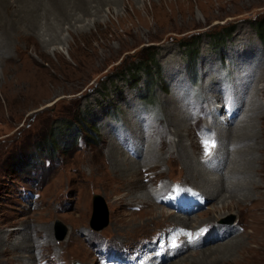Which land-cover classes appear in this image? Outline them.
<instances>
[{"label": "rangeland", "instance_id": "1", "mask_svg": "<svg viewBox=\"0 0 264 264\" xmlns=\"http://www.w3.org/2000/svg\"><path fill=\"white\" fill-rule=\"evenodd\" d=\"M114 6L98 15L74 16L71 23L55 26V33L42 30L26 40L11 39L7 67L0 65V264H99L104 249L121 253L125 264H132L138 251L137 264L140 249L155 253L149 242L177 225L169 212L183 216L178 209H185L180 196L179 204H166L176 191L189 195L195 184L178 145L196 163L209 156L203 140L209 142L210 135L221 148L222 136L205 123L211 111L226 140H234L239 117L240 125L254 120L253 132L260 137L242 140L235 149L250 151L258 143L261 153L245 157L264 158V118L256 119L264 117V46L255 33L262 27L254 30L264 20V0H118ZM229 27L233 32L225 38ZM153 55L148 69L144 62ZM228 98L227 117L221 100ZM224 128L234 130L224 135ZM179 136L184 141L178 144ZM133 139L146 141L141 154L154 145L162 163L147 156L136 161L134 185L128 187L114 175L112 156H126L114 140L126 149ZM254 174L260 183V174ZM147 190L164 200L156 206L163 217L154 218L155 207L133 203H145ZM95 196L107 213L100 230L91 224L103 219L100 205L94 216ZM134 196L136 201H128ZM194 199L207 204L199 210L194 203V221L184 222L186 230L223 216L216 223L220 227L241 223L234 230L242 234L231 241L244 247L227 256H222L226 242L217 247L221 254L216 246L188 249L162 264H198L200 258L205 264H264L261 204H240L219 215L213 212L221 207L215 200Z\"/></svg>", "mask_w": 264, "mask_h": 264}, {"label": "bare ground", "instance_id": "2", "mask_svg": "<svg viewBox=\"0 0 264 264\" xmlns=\"http://www.w3.org/2000/svg\"><path fill=\"white\" fill-rule=\"evenodd\" d=\"M117 2L118 0H0V65L1 66L4 65L5 68L7 67L6 66L7 59H5L4 57L9 53V50H11V48L14 45V44L12 45V42H11L12 38L21 36L22 40L23 38H25L26 40V39H29L28 35L30 33L37 34V33H41L42 30H47V31H51L55 33L56 32L55 26H59L65 22L71 23L74 20V16L77 17V15L79 14L82 16H86V17L91 16L93 14L98 15L99 13H101L103 7L110 8L111 6L117 5ZM15 48L20 53V54L18 53L19 56L27 57L26 53H23V51L22 52L20 51L21 49L20 46H15ZM21 57H18L19 60ZM20 65L21 64L18 63V66ZM173 110L176 111V107ZM211 113L213 115H209L205 121V123L206 122L208 123L207 129L208 131L212 129V127L216 129L215 134H217V137H219L220 139V135L222 136V139H220L222 141L219 144H222V145L225 144L224 148L222 147V145H221V148H219V146L217 145L215 150H212V149L209 150V156L207 155L205 160H201V161L197 160V163H196L189 157L190 154H188L185 147L178 145L181 151L180 152L181 162L187 167L186 175L189 178V181H192V182L195 181V184L196 183L198 184V185L193 184L194 188L190 186L189 189L193 191L189 190L191 194H189L190 192L188 191L189 196L191 195L192 199L200 196L203 199L205 198L209 200L207 202H210L212 204L214 200L217 198L215 196L218 195L219 198H217V201L216 200L215 201H216V204L220 205L221 207L217 210L213 208V212H218L219 215L222 214V211L232 209L235 207L237 208L240 204L250 203V202L254 204L256 203L261 204L263 208L260 211L264 213V192L263 191H262L263 193L261 192V190H264V158L255 159V158H249V156L247 158L245 157L246 155L250 153H255V152L261 153L262 148L260 147L258 143L257 144L255 143V145L252 143L254 146H252V149L250 151H238L237 153L235 149L236 144L237 145H239V143L243 144L242 140L246 142L247 140L252 141L260 137L258 133L253 132V130L257 128V126L253 124L254 120L250 122L249 120L250 117H249L247 123L240 125V122L242 120H240V117H239L236 127L238 125L239 126L237 127L236 131L233 132L234 140L233 139L226 140V138L223 137V134L221 132L222 128L220 127L218 128L219 124H218L217 117L214 115L212 111ZM235 113H238V111L236 110ZM237 115L238 114L231 117L230 120L227 119L225 121V123L227 124L225 125L232 124L233 122L231 121H234V119L236 120ZM171 116H173L174 118V113H172ZM252 117H254V115ZM262 118L264 117L256 116V119L258 121L262 120ZM143 130H140V134L143 133ZM232 130L234 129L232 128L226 129V132H224V135L231 134ZM146 131L149 132V128ZM133 134L135 135V136L133 135L135 138H138V139L141 138V135L138 132H133ZM182 137L183 136H179L178 144L184 141L182 140ZM141 140L142 138L139 141ZM139 141L133 139L132 142L134 144L130 146V148L124 149L122 146H119L118 142H115L114 140V144L117 147V149H119L122 152V154L124 151L126 153V156L128 157H126L125 154H123L122 156L119 155V157L117 155L112 156L113 170H115V172L113 173L122 182L124 181L125 184L128 185V187L134 185V175L137 173V170L135 169L136 167L134 165L136 161L138 163L139 161L142 160L143 157L147 156L149 157L148 160L150 162L159 161L158 165L162 163L161 162L162 158L157 154V151L153 149L154 145L151 146V143L145 149V154L144 152H142L141 154V149H143L141 146H143L146 141H144V143L142 142L140 143ZM228 146H231V148H229ZM130 151H132L133 153L130 154ZM115 153H118V152L115 151ZM213 154H214V157H212ZM133 155H136V157L134 158ZM195 163L197 165L200 164L202 166L201 167L202 169H200ZM258 163L260 164V168L258 167L259 170L254 168V165L255 164L257 165ZM207 164L210 166L209 168H207L208 170L210 169L209 172L213 173L214 171V172H219V173L211 175L208 172H206L207 169L205 168V166ZM145 165L146 163L144 164V166ZM148 171H149V168H148ZM254 173L260 174L259 176L260 183L259 181L255 179L256 175ZM145 188L147 187L145 186ZM160 189L158 191H160ZM180 189H182L183 191L185 190L184 187H181V186H180ZM156 192L157 191L154 192L152 190H147L144 196V199H143L145 203L133 202L134 200L136 201L137 199L136 196H134V198L132 199L130 198L128 201L137 203L142 208H146L148 206L149 208L155 207L153 209L154 218H161L164 216V213L162 210L156 207L157 202L159 203V200L156 198ZM178 196L183 198L185 194L184 192H182L181 194L179 193ZM226 200H229L230 202L227 203ZM182 204H185L186 208L188 206L190 207V202L187 204L183 201ZM178 210L182 212L184 208L179 207ZM169 215L173 218V222H175L177 225L175 228L172 227L166 233L165 240H168V241L181 240L184 243L178 249L167 248L165 251V255H163L161 258H158V257H157L158 259L149 258L148 260L145 261L144 264H162L168 259H171L172 257L178 255L179 253H182L184 250L198 249L197 251H200L202 249H207L208 247L213 248L214 246H216L217 248L220 245H222V243L224 242H226L225 244H228V245L226 248L223 249L222 256H225V255L227 256L228 252L231 253L234 250H236L237 252V250L242 249L241 246L243 245V243L239 242V240H236L235 242L231 241L234 238H236V236H239L240 234H242L234 230L235 225L239 224L240 222L239 223L235 222V224L230 227H220L216 223L223 216L221 218H215V220L212 219V221L205 220L199 223V225H197L195 228L193 226L194 228L193 230H188L189 233H186V236L184 237L183 232L187 231L185 229L187 227L184 226L183 224L186 221H190V222L194 221L193 217H190V216L186 217L187 215L180 216V215H176L173 212H169ZM95 224L96 222L92 224V227H96ZM194 225H196V223ZM202 231L203 233H201ZM188 239H189V242H188ZM149 243L151 244V242ZM21 245H22L21 243H18L17 246H19L22 249L23 247ZM146 247L150 248V246H148L147 244H146ZM193 252H195V250L192 251V253ZM221 252L222 250L218 253L221 254ZM198 261H199L198 264L204 263L202 262L203 259L201 258L198 259ZM31 262L26 261L25 264H33ZM192 262H190V264H194Z\"/></svg>", "mask_w": 264, "mask_h": 264}, {"label": "trees", "instance_id": "3", "mask_svg": "<svg viewBox=\"0 0 264 264\" xmlns=\"http://www.w3.org/2000/svg\"><path fill=\"white\" fill-rule=\"evenodd\" d=\"M262 27V30H261V32H256L255 31V33H256V35H257V37H258V39L261 41V43L263 44V46H264V20H261V21H257L256 23H255V27H254V30H255V28H259V27ZM260 31V30H259ZM232 32H233V28L232 27H229L227 30H224V32L222 33V35L225 37V38H227L228 36H230L231 34H232ZM220 40L221 39V36H219L218 38H214V41H217V40ZM197 42V41H196ZM196 42H193L194 44H196ZM153 62H154V55L152 56V57H150L149 59H146V62H144V64L146 63V67L148 68V69H151V67L153 66L152 64H153ZM144 71H146V68H142Z\"/></svg>", "mask_w": 264, "mask_h": 264}, {"label": "water", "instance_id": "4", "mask_svg": "<svg viewBox=\"0 0 264 264\" xmlns=\"http://www.w3.org/2000/svg\"><path fill=\"white\" fill-rule=\"evenodd\" d=\"M94 216H95V214H96V206L97 205H100V207L102 208L101 209V212L103 211V219H102V221L100 222V224H97V222L95 221V220H92L93 222L91 223V224H94V222H96V227H92L93 229H95V230H100L101 228H103L104 226H105V224L107 223V217H106V209H105V206H104V203H103V201H102V199L100 198V197H98V196H95L94 197ZM99 203V204H98ZM103 222H104V225H103ZM103 225V226H102ZM102 226V227H101ZM101 227V228H100ZM98 228H100V229H98ZM61 232V231H60ZM63 236H64V230H63V232L61 233V235H58V237L60 238V239H62L63 238Z\"/></svg>", "mask_w": 264, "mask_h": 264}, {"label": "snow or ice", "instance_id": "5", "mask_svg": "<svg viewBox=\"0 0 264 264\" xmlns=\"http://www.w3.org/2000/svg\"><path fill=\"white\" fill-rule=\"evenodd\" d=\"M207 143V142H206ZM206 155H207V152H206Z\"/></svg>", "mask_w": 264, "mask_h": 264}]
</instances>
